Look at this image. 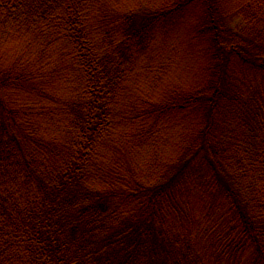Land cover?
<instances>
[{
  "label": "trees",
  "instance_id": "16d2710c",
  "mask_svg": "<svg viewBox=\"0 0 264 264\" xmlns=\"http://www.w3.org/2000/svg\"><path fill=\"white\" fill-rule=\"evenodd\" d=\"M0 264H264V0H0Z\"/></svg>",
  "mask_w": 264,
  "mask_h": 264
},
{
  "label": "rangeland",
  "instance_id": "374dc122",
  "mask_svg": "<svg viewBox=\"0 0 264 264\" xmlns=\"http://www.w3.org/2000/svg\"><path fill=\"white\" fill-rule=\"evenodd\" d=\"M168 35L169 34H164L165 38H168L167 42L169 41V45L177 44L176 50L174 48L173 50L176 52L175 58L177 65L179 66L180 73L178 74H191L193 72V75H197V70L199 69L197 63L201 58V52L197 45H194L192 48L190 47V43H193L195 38H192L193 40L188 42L189 40L187 38L190 37V35L188 31L187 19H183V21L179 20L176 27L173 29L172 34Z\"/></svg>",
  "mask_w": 264,
  "mask_h": 264
}]
</instances>
